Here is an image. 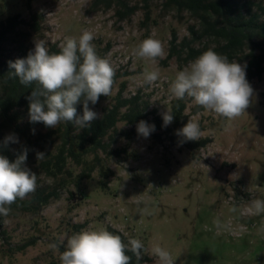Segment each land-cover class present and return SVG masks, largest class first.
<instances>
[{"label":"rangeland","instance_id":"rangeland-1","mask_svg":"<svg viewBox=\"0 0 264 264\" xmlns=\"http://www.w3.org/2000/svg\"><path fill=\"white\" fill-rule=\"evenodd\" d=\"M235 1L244 13L249 4L264 5V0ZM126 2L136 12L122 19L117 5L95 7V0H0V24L16 15L24 20L0 44V69L6 76L14 72L8 61L26 58L34 49V39L45 40L50 53H56L65 37L78 39L89 30L97 54L109 59L120 76L111 95L90 107L102 117L125 86L124 97L140 93L150 103V112L157 110L162 117L179 100L169 91L172 81L192 62L185 61V44L203 50L218 48L223 42L214 37L199 39L192 29L201 32V20L168 6L166 0ZM34 15L38 16V29L32 25ZM153 34L166 51L156 65L132 55L137 45ZM173 46H178L176 52ZM248 52L245 48L232 60L244 64ZM154 67L159 68L160 79L153 85L144 84L143 73ZM1 75L0 97L5 92ZM249 83L256 95L234 121L202 107L194 114L198 105L185 97L186 115L199 123L200 140H209L204 148L190 149L186 143L178 146L180 139H173L177 131L174 120L157 129L152 117L155 131L148 138L139 137L136 126L119 123L118 130L135 131L134 140L118 139L107 152L83 157L81 165L69 159L58 177L49 176L43 163L50 159L48 152L56 151L64 123L55 129L39 125L33 135L31 130L23 131L29 123L26 107L19 109L21 132L9 127L0 115V142L15 133L20 143L10 144L12 150L22 145L29 148L26 165L37 173L35 191L23 200L38 193H56L39 212L11 209L8 216L0 215V264H60V253L65 250L62 240L89 228L109 227L128 239H140L146 248L160 245L170 252L175 264H264V213L247 212L252 200H264V78ZM49 129L56 134L46 144L48 150L41 145L30 148V143ZM72 130L74 134L82 131L75 125ZM36 150L47 153L45 159L37 161ZM145 206L151 214L141 212ZM217 219L225 225L219 231ZM51 244L58 248L52 249ZM147 255L152 262L145 264H157L156 257Z\"/></svg>","mask_w":264,"mask_h":264},{"label":"clouds","instance_id":"clouds-1","mask_svg":"<svg viewBox=\"0 0 264 264\" xmlns=\"http://www.w3.org/2000/svg\"><path fill=\"white\" fill-rule=\"evenodd\" d=\"M43 11V10H42ZM94 35L84 30L82 35L65 37L58 45L59 52L50 53L47 42L34 39V49L26 58L8 61L9 72L13 78L18 77L24 86L38 85L29 97V123H42L45 128L55 129L60 123H72L80 129L91 127L100 119L101 114L89 105H96L101 96L111 95L114 84L115 68L109 59L97 54L92 43ZM133 56L150 61L156 65L158 59L166 55L162 41L154 38V34L143 39L133 50ZM247 64L237 60L229 61L228 57L207 49L185 68L178 71L169 91L177 99L189 97L193 102L216 115L234 121L243 115L252 105L255 89L246 78ZM160 79L158 67L143 73V83L153 85ZM83 106L82 114H78L77 105ZM163 126L173 122L170 110L162 113ZM35 135L36 129L33 128ZM155 131V125L140 120L136 125L139 137L148 138ZM180 140L178 146L188 141H198L201 137L199 123L188 120L175 133ZM15 133L8 134L2 147L19 144ZM15 151V150H14ZM29 148L21 146L16 152L14 161L0 155V215L8 216L11 205L17 199H24L37 187V173L26 165ZM36 160L45 159L47 153L35 151ZM140 203V201H137ZM231 211L235 212L233 207ZM148 212L147 206L141 210ZM247 212L252 215L264 213V200L254 199L250 202ZM217 231L225 227L217 219ZM65 250L60 253V264H132L131 252L139 264L143 253L157 258V264H175L171 254L160 245L150 249L137 238H129L127 243L121 235L106 229H86L66 237ZM57 249V244H51Z\"/></svg>","mask_w":264,"mask_h":264},{"label":"trees","instance_id":"trees-1","mask_svg":"<svg viewBox=\"0 0 264 264\" xmlns=\"http://www.w3.org/2000/svg\"><path fill=\"white\" fill-rule=\"evenodd\" d=\"M102 3H106L108 7L117 5L119 10L117 13L122 19L129 17L136 12L135 7H130L126 0H95V7ZM166 4L171 7H176L180 10H186L193 16L199 18L203 25L201 32H196L192 29V33L197 35L199 39L206 37H214L216 41H222L223 44L215 48L216 52L227 56L229 59H234L236 55L248 49V53L244 55L243 61L247 63L246 78L248 81L264 78V5L249 4L250 7L246 13L243 8L235 0H166ZM256 7V10H254ZM33 27L39 28L38 16L34 15ZM24 23L21 16L16 15L9 17L6 21L0 24V44L14 33L16 29ZM177 39L173 40L176 44ZM183 51L187 48L188 53L185 58L186 62L193 61L207 49H196L190 44H185ZM178 46H173L172 51L176 52ZM170 57H173L170 56ZM2 80L5 82V92L0 97V115L9 127L21 132L19 125V109L29 107L27 97L30 96L32 90L38 85L35 83L30 86H24L19 82L18 77L5 75L0 69ZM120 76L115 74L114 84ZM125 86L121 88L115 99V104L108 108L105 114L95 120L91 127L84 128L78 134L73 132L72 123H64V129L61 131L60 143L56 147L55 152H48L50 159L43 163L44 170L51 177H58L65 172L69 159L75 161L78 165L82 164L83 157L93 154H98L99 151L107 152L108 149L117 143L118 139L126 138L134 140L136 137L134 130H118L119 123H125L128 126H136L140 120H144L149 124L152 121L156 123V128L161 129L163 119L157 115V110L150 112V103L141 96L140 93L129 98L124 97ZM105 96H101L99 101ZM98 101V102H99ZM91 105V104H90ZM89 105V106H90ZM187 103L184 99H179L173 102L172 111L174 117L175 129H180L187 123L189 116L186 115ZM77 111L82 113V103L77 105ZM200 111V106L194 109V114ZM43 126L42 123H28L23 131H30L33 128ZM55 131L49 129L47 134H40L35 141L30 143V148L36 145H41L43 149H47V143H50ZM159 137V136H158ZM109 139V142H106ZM173 139L178 140L180 137L173 136ZM190 149L204 148L208 143V139L198 141L185 142ZM12 150L9 144L7 147H2L0 142V155L6 156L10 161L16 158V152ZM85 177V176H84ZM88 177V175L86 176ZM56 196V193H38L31 200L17 199L11 205V209H18L26 212H39L43 206H46ZM108 231L114 234L121 235L125 243L128 238L119 230L109 227ZM32 245V244H30ZM146 247V246H145ZM132 256V264H137L135 256ZM152 262L147 253L142 254V259L139 264Z\"/></svg>","mask_w":264,"mask_h":264}]
</instances>
